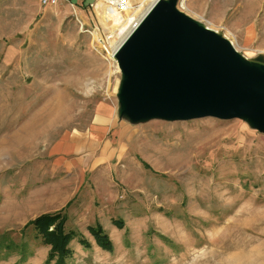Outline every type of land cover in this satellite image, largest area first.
Returning a JSON list of instances; mask_svg holds the SVG:
<instances>
[{
	"label": "rangeland",
	"instance_id": "374dc122",
	"mask_svg": "<svg viewBox=\"0 0 264 264\" xmlns=\"http://www.w3.org/2000/svg\"><path fill=\"white\" fill-rule=\"evenodd\" d=\"M178 8L264 59V0ZM97 17L90 9L83 27L69 4L0 0V264H46L50 249L29 225L58 213L90 244L72 241L66 264H264V134L239 119L120 118L122 76L94 41L110 35ZM98 116L109 132L89 170L60 146L87 137Z\"/></svg>",
	"mask_w": 264,
	"mask_h": 264
},
{
	"label": "water",
	"instance_id": "95a60500",
	"mask_svg": "<svg viewBox=\"0 0 264 264\" xmlns=\"http://www.w3.org/2000/svg\"><path fill=\"white\" fill-rule=\"evenodd\" d=\"M119 117L239 119L264 134V59L250 60L222 34L156 0L115 52Z\"/></svg>",
	"mask_w": 264,
	"mask_h": 264
},
{
	"label": "crops",
	"instance_id": "0c3cea01",
	"mask_svg": "<svg viewBox=\"0 0 264 264\" xmlns=\"http://www.w3.org/2000/svg\"><path fill=\"white\" fill-rule=\"evenodd\" d=\"M2 1H16V5L19 8L20 1L22 0H2ZM137 2H140L139 3L140 5L136 9H134ZM59 4L61 5L69 4L73 8V12L77 16V18L79 20L82 19V21H85V16L86 15L88 16V11H90V9L91 10L94 9V12L99 17L102 30L111 34L114 38L119 39L120 41H123L128 35L126 33H123V29L126 28L128 25H131L129 29L131 31L133 27L140 22V20L146 13L144 12L139 15L137 14L138 9L143 10V8L146 5H151L149 1L145 3V0H132V5L130 7L131 10L130 14L123 15L116 12L114 8L109 7L107 0H59ZM48 7H53V6H48ZM112 9L115 10L116 14H113ZM81 23L83 24V22ZM82 26L84 27V24ZM94 40H95V36H94ZM108 121H109L108 119L102 116H98L96 118V124H95L96 126H94L92 130H90L87 137H85L86 135L82 137L77 136L76 138H71L70 140H66V143L63 142L62 146H60L61 150L64 148L66 151L68 152L70 151L71 155L76 156L77 162L80 161L79 156H81L82 163L87 161L88 162L87 165L88 164L91 165L89 170L98 168L101 165L103 157H101L96 153V146L101 145L100 139H103L101 138V136L109 132L107 130L108 129L107 126L101 125L108 123ZM86 150H89L90 152H86ZM59 153L62 152L59 151ZM103 154L106 156L107 150H104ZM77 165L80 166L81 168L83 167L79 165V162Z\"/></svg>",
	"mask_w": 264,
	"mask_h": 264
},
{
	"label": "trees",
	"instance_id": "16d2710c",
	"mask_svg": "<svg viewBox=\"0 0 264 264\" xmlns=\"http://www.w3.org/2000/svg\"><path fill=\"white\" fill-rule=\"evenodd\" d=\"M66 222V216H63L61 213L45 214L38 217L29 225L34 227L37 238L42 241V244L50 249L45 262L46 264H50L52 261H54L55 264H66L67 259L71 258L73 255L70 244L75 239H78V242L85 248L90 247L89 242L79 233L66 229ZM89 231L100 247L107 250L113 249V243L110 237L100 226H91L89 227Z\"/></svg>",
	"mask_w": 264,
	"mask_h": 264
},
{
	"label": "bare ground",
	"instance_id": "6f19581e",
	"mask_svg": "<svg viewBox=\"0 0 264 264\" xmlns=\"http://www.w3.org/2000/svg\"><path fill=\"white\" fill-rule=\"evenodd\" d=\"M147 1H150V0H147ZM153 3H151L152 5ZM132 5V0H130V6ZM151 5H146L144 8H143V12H147V10L150 8ZM115 9V8H114ZM116 10V9H115ZM112 9L113 11V14H116V12L120 13L119 11ZM138 11H140L138 9ZM115 12V13H114ZM122 14V13H120ZM130 26L131 25H128L126 28L123 29V33H126V34H129L131 31L129 30L130 29ZM134 28V27H133ZM132 29V28H131ZM95 42L99 43V48H104L106 49L107 53H108V56L109 58L114 62L116 63L115 66H117V62H116V59H115V52L117 51V49L119 48V46L122 44L123 41H120L119 39H116L114 38L111 34L109 36L106 37V35L104 36L103 34H101L100 37H98L96 40H94ZM13 141V140H12ZM11 141V142H12ZM10 142V143H11ZM11 145V144H10Z\"/></svg>",
	"mask_w": 264,
	"mask_h": 264
},
{
	"label": "built area",
	"instance_id": "2783aa9c",
	"mask_svg": "<svg viewBox=\"0 0 264 264\" xmlns=\"http://www.w3.org/2000/svg\"><path fill=\"white\" fill-rule=\"evenodd\" d=\"M42 7L57 5L59 0H37ZM109 7L115 8L122 14L127 13L130 10V0H107ZM99 45V43H98Z\"/></svg>",
	"mask_w": 264,
	"mask_h": 264
}]
</instances>
